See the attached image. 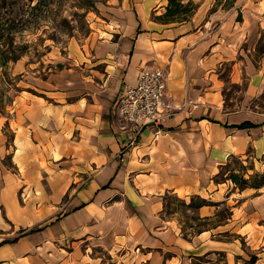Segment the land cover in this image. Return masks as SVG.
I'll use <instances>...</instances> for the list:
<instances>
[{
  "label": "crops",
  "instance_id": "crops-1",
  "mask_svg": "<svg viewBox=\"0 0 264 264\" xmlns=\"http://www.w3.org/2000/svg\"><path fill=\"white\" fill-rule=\"evenodd\" d=\"M165 3L117 0L110 27L91 49L79 94L68 99L64 91L47 90L56 95L50 99L30 92L25 107H16L11 156L19 150L29 171L0 172V264H98L101 258L89 251L92 238L119 264H193L216 252L228 264H243L240 256L249 253L264 264V185L240 189L213 178L229 154L264 153V112L229 109L222 94V65L245 32L230 16L209 28L219 14L207 12L203 2L187 19L151 16ZM225 30L231 35L227 50ZM142 66L166 71L164 99L173 108L157 138L150 125L136 131L113 110L123 85L135 83ZM263 67L234 60L228 76L238 81L247 73L248 89L256 91ZM184 99L191 112L177 107ZM38 155L56 173L36 176L44 169ZM13 162L20 174V163ZM166 194L186 203L192 195L208 199L186 205L200 217L211 219L221 204L230 216L186 233L174 215H164Z\"/></svg>",
  "mask_w": 264,
  "mask_h": 264
},
{
  "label": "rangeland",
  "instance_id": "rangeland-1",
  "mask_svg": "<svg viewBox=\"0 0 264 264\" xmlns=\"http://www.w3.org/2000/svg\"><path fill=\"white\" fill-rule=\"evenodd\" d=\"M160 1L155 0V5ZM187 1L182 0L183 3ZM191 1H193L191 5L197 4V7L203 2L207 12L219 14L209 28L215 29L220 23V18L226 20L230 16L231 20L237 25L240 24L245 32V35L242 34L241 38L236 41L237 44L232 51V60L226 59L222 65L224 75L222 94L226 99L225 106L229 109L250 108L264 112V67L262 86L256 91L248 89V77L250 76L247 73L240 75L238 81H232L228 76L234 60L237 61L238 66L253 64L256 69L264 66V0ZM165 2L166 6L168 0ZM116 3L117 0L115 2L112 0H56L53 5V14L40 17L39 23L35 25L37 28L30 27L17 36L18 40H27L29 46L16 62H10L9 66L5 68L0 67V172L7 171L24 176L29 171L28 168L24 169L20 162L19 150L16 151L13 158L11 156L14 151L11 124L15 125L16 107L19 106V111L25 107V100L28 98L27 96L31 95L30 92L48 94L50 99L56 95L47 93V90L64 91L66 94L64 97L68 99L79 94L83 88L84 74L88 72V58L91 55V49L98 35L105 34L104 30L110 27L109 21L116 15L113 7ZM154 11L151 10L153 17L162 13ZM63 18L68 22H64ZM62 22L61 29L56 31L57 40L54 41L48 34L55 31L54 28L60 26ZM44 27L47 28V31L43 30ZM214 33L216 34V31ZM230 36L228 30H225V38L222 43L226 45V50L228 48L226 41ZM82 48L85 50V54L81 53ZM19 128H21L20 125ZM4 147H6V151L3 150ZM44 155L47 156L45 152ZM56 155L57 152L54 153V156ZM252 155L253 157L248 155L246 158L241 156L240 158L244 164H251L254 169L261 170L264 167V153L255 158L253 153ZM38 156L41 158L40 164L44 166V169L38 168L39 170L34 172L37 173L36 176L56 173V168L46 166L44 156ZM13 160L20 163V174ZM229 167H238L237 161L231 163ZM58 171L64 172L61 168ZM248 171L251 172L252 169L249 168ZM227 179L235 187L233 182L229 178ZM18 195L22 198L21 194ZM165 200L164 215H174L181 221L186 233L198 230L200 227H210L225 221L230 216L228 205L221 204L217 215L202 222L196 219L195 212L189 211L186 205L177 199L176 195L166 194ZM41 206L40 202H36L33 207L34 210L39 211ZM260 223L264 224V220ZM95 239L90 240L95 246L89 248V251L92 255L101 258L98 264H119ZM254 241L258 242L257 238L251 243L253 244ZM218 256V254H212L209 257L216 262ZM184 262L182 261L183 264H185ZM204 263L205 259L193 260V264ZM63 264H75V262H69L67 259Z\"/></svg>",
  "mask_w": 264,
  "mask_h": 264
},
{
  "label": "trees",
  "instance_id": "trees-1",
  "mask_svg": "<svg viewBox=\"0 0 264 264\" xmlns=\"http://www.w3.org/2000/svg\"><path fill=\"white\" fill-rule=\"evenodd\" d=\"M56 0H0V67L9 66L10 62H16L29 46L27 40H18L17 36L30 27L37 28L35 25L39 23L40 17L53 14V5ZM188 0L183 3L182 0H168L165 10L154 18L163 22L187 19L197 8V4ZM191 6V8H188ZM64 22H68L63 18ZM63 22L55 31L48 34L49 37L57 40L56 31L60 30ZM47 31V28H43ZM250 122L241 123L243 126ZM252 124V123H251ZM237 161L238 167H229L233 162ZM252 171H248V169ZM214 180L221 181L229 178L235 187L240 189L245 187H261L264 185V167L256 170L251 164H244L239 155L229 154L226 160L219 165V170L213 176ZM177 199L187 206L197 207L201 204L208 203V199L199 195H192L189 203L177 197ZM196 219L202 222L208 220L207 217L196 216ZM199 224V223H198ZM200 227L199 229H201ZM198 229V230H199ZM193 230L191 232H195ZM218 253L216 260L212 261L207 254L196 257L199 261L205 259L204 264H228L223 252ZM242 258L243 264H255L257 255L249 253L246 258Z\"/></svg>",
  "mask_w": 264,
  "mask_h": 264
},
{
  "label": "built area",
  "instance_id": "built-area-1",
  "mask_svg": "<svg viewBox=\"0 0 264 264\" xmlns=\"http://www.w3.org/2000/svg\"><path fill=\"white\" fill-rule=\"evenodd\" d=\"M166 90V71L158 66H142L136 82L123 85L113 102V110L122 121L130 122L136 131L150 125L153 137L161 132V124L172 111V104L164 99ZM190 100L184 99L178 108H187Z\"/></svg>",
  "mask_w": 264,
  "mask_h": 264
}]
</instances>
